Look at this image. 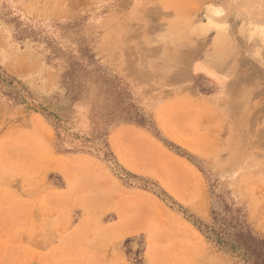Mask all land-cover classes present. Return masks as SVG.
I'll return each instance as SVG.
<instances>
[{
    "label": "rangeland",
    "instance_id": "1",
    "mask_svg": "<svg viewBox=\"0 0 264 264\" xmlns=\"http://www.w3.org/2000/svg\"><path fill=\"white\" fill-rule=\"evenodd\" d=\"M177 88L219 104L205 159L134 93ZM124 124L200 174L193 203L130 172L172 174L162 154L116 158ZM212 212L264 238V0H0V264H244Z\"/></svg>",
    "mask_w": 264,
    "mask_h": 264
},
{
    "label": "crops",
    "instance_id": "2",
    "mask_svg": "<svg viewBox=\"0 0 264 264\" xmlns=\"http://www.w3.org/2000/svg\"><path fill=\"white\" fill-rule=\"evenodd\" d=\"M184 90V88H177L175 91H134V93L141 102L142 110L151 116L160 137L178 150L205 159L207 158L205 147L198 146V143H204V140H196V137L200 134L203 138L205 137L207 134L205 128L210 126L212 118L221 119L219 104L214 100L215 94H200L197 91ZM214 91H221V89ZM107 142L117 159H140L142 158L138 155L140 152H157L162 154L163 159L172 160V174L130 172L153 180L168 193L173 190L170 195L180 204H182L181 200L193 203L196 186L199 190L203 187L200 174L186 159L170 152L147 130L131 124L116 126L108 134ZM113 182L121 188L117 181ZM166 182L172 190L166 186ZM125 192H131L136 197L155 200L141 190L120 191L123 194Z\"/></svg>",
    "mask_w": 264,
    "mask_h": 264
},
{
    "label": "trees",
    "instance_id": "3",
    "mask_svg": "<svg viewBox=\"0 0 264 264\" xmlns=\"http://www.w3.org/2000/svg\"><path fill=\"white\" fill-rule=\"evenodd\" d=\"M213 226L207 227L206 239L244 264H264V238L253 234L247 225L233 216L219 220L212 212Z\"/></svg>",
    "mask_w": 264,
    "mask_h": 264
},
{
    "label": "bare ground",
    "instance_id": "4",
    "mask_svg": "<svg viewBox=\"0 0 264 264\" xmlns=\"http://www.w3.org/2000/svg\"><path fill=\"white\" fill-rule=\"evenodd\" d=\"M244 2H245V1H244ZM244 5H246V4L244 3ZM246 9H247V8H246ZM213 13L216 14V12H213ZM255 15H256V14H255ZM256 19H257V18H256ZM259 21H260V20H259ZM262 21H263V20H262ZM262 21H261V22H262Z\"/></svg>",
    "mask_w": 264,
    "mask_h": 264
}]
</instances>
